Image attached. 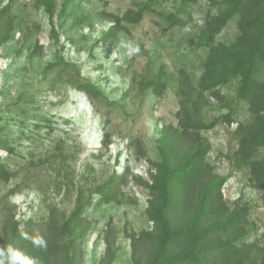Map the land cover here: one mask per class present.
Here are the masks:
<instances>
[{
	"label": "rangeland",
	"instance_id": "374dc122",
	"mask_svg": "<svg viewBox=\"0 0 264 264\" xmlns=\"http://www.w3.org/2000/svg\"><path fill=\"white\" fill-rule=\"evenodd\" d=\"M55 1L58 11L63 0ZM148 1L157 14H146L140 24L127 26L111 44L101 40L111 26L108 16H121L135 10V3ZM5 6L9 14L0 28L4 30L9 20L14 28L0 47V162L13 177L7 184L0 182V224L13 217L20 231L29 224L34 235L44 234L51 211L68 216L82 193L93 198L86 213L91 231L81 264H96L103 257L108 226L118 250L115 264H132L125 235L152 231L144 213L148 195L133 178L148 181V161L156 160L159 130L177 125L178 72L186 70L195 84L206 57L187 41L217 10L208 0H196L187 8L179 0H75L68 15L53 18L59 33L56 43L37 0H0V9ZM159 13L177 15L186 29L169 28ZM237 34L234 17L219 39L228 45ZM128 44L140 51L129 55ZM57 55L72 67L47 72ZM161 66L167 90L161 97L151 91L140 94L138 82L154 77ZM77 71L103 97L89 98L73 89L69 82ZM235 89L236 82L220 89L235 123L218 124L200 135L211 146L207 161L226 178L223 199L230 206L249 204L247 240L264 248V191L253 190L248 171H236L230 162L237 149L236 124L250 120ZM224 112L209 98L201 120L209 122ZM111 179L115 186L107 203L93 193ZM151 248L142 244V264Z\"/></svg>",
	"mask_w": 264,
	"mask_h": 264
},
{
	"label": "trees",
	"instance_id": "16d2710c",
	"mask_svg": "<svg viewBox=\"0 0 264 264\" xmlns=\"http://www.w3.org/2000/svg\"><path fill=\"white\" fill-rule=\"evenodd\" d=\"M208 1L216 13L207 16L187 41L194 50L206 53L197 82L194 84L186 70H179L177 125H165L159 130L154 147L156 160L148 161V181L133 178V182L148 195L144 213L152 231L125 235L130 243L132 264H142L140 257L144 243L152 247L145 264H264V248L247 240L250 206L247 203L230 206L223 199L226 178L217 174L207 161L211 146L200 135L218 124L230 126L235 123L220 89L236 82L235 98L246 105L250 120L236 124L237 149L230 158L231 166L236 171L247 170L250 187L264 191V157L261 156L264 149V0ZM74 2L63 0L57 11L55 0H37V7L50 20L49 34L56 43L59 33L53 18L68 15ZM179 2L182 8H187L196 0ZM134 6L135 10H127L121 16H108L111 26L101 37L102 41L111 44L127 32V26L140 24L146 14H157L150 1ZM8 14L9 6L0 9V27ZM159 15L169 28L183 30L187 27L186 22L175 14ZM234 17L237 18L238 34L226 45L219 37ZM13 28V20L7 22L4 30L0 28V47L8 42ZM71 67L57 55L45 70L63 71ZM165 76L161 66L154 77L138 82L137 91L140 94L151 91L161 97L167 90ZM69 83L89 98L103 97L102 92L81 78L78 71ZM209 98L225 112L204 122L201 112ZM12 177L13 174L0 162V182L7 184ZM114 186L111 179L96 188L93 194L108 203L107 196ZM92 198L79 193L75 208L68 216L59 217L51 211L45 232L39 235L46 241L44 248L26 238L37 236L30 231L29 224L20 231L13 217L6 219L0 224V249L12 247L35 264H81L82 248L91 231L86 213ZM103 237V257L96 264H115L118 250L109 226Z\"/></svg>",
	"mask_w": 264,
	"mask_h": 264
},
{
	"label": "clouds",
	"instance_id": "9594fccd",
	"mask_svg": "<svg viewBox=\"0 0 264 264\" xmlns=\"http://www.w3.org/2000/svg\"><path fill=\"white\" fill-rule=\"evenodd\" d=\"M128 48V54L132 55L133 53H138L140 51L138 46H132L131 44L125 45ZM32 240V243L35 246L44 248L46 247V241L37 235L36 237H26ZM0 264H35V262L30 261L29 259L23 258L21 253L12 247L7 249H0Z\"/></svg>",
	"mask_w": 264,
	"mask_h": 264
}]
</instances>
